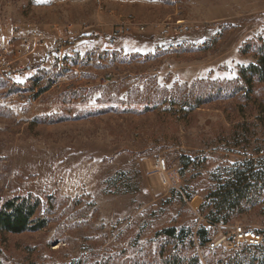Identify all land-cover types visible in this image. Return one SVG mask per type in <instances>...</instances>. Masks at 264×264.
Masks as SVG:
<instances>
[{"label": "rangeland", "instance_id": "1", "mask_svg": "<svg viewBox=\"0 0 264 264\" xmlns=\"http://www.w3.org/2000/svg\"><path fill=\"white\" fill-rule=\"evenodd\" d=\"M260 47L264 0H0V209L38 198L46 221L0 231V264H264V243L197 235L264 234L261 180L253 201L209 217L231 169L264 157V77L248 72Z\"/></svg>", "mask_w": 264, "mask_h": 264}, {"label": "trees", "instance_id": "2", "mask_svg": "<svg viewBox=\"0 0 264 264\" xmlns=\"http://www.w3.org/2000/svg\"><path fill=\"white\" fill-rule=\"evenodd\" d=\"M257 49L259 51L258 64L251 65L248 72L250 71L252 75H260L259 77L262 78L264 77V48ZM262 161H264V157L262 160H258L252 156L234 166L231 169V172H235L234 175L210 193L215 210H217V212L209 215L212 223L220 220L218 214H221L224 210H236L245 201L249 202V199L253 201L252 198L257 190L255 182L258 184V181H264V164ZM39 203L38 198L30 196H19L7 200L0 209V231L22 233L27 230L43 228L46 221L43 218L36 217ZM257 231L261 232V230ZM165 233L170 238L176 237L174 228L166 229ZM197 235L202 244L208 243L212 237L210 230L205 226L198 228ZM166 264H196V262L188 261V263H184L180 258L177 260L170 258Z\"/></svg>", "mask_w": 264, "mask_h": 264}, {"label": "built area", "instance_id": "3", "mask_svg": "<svg viewBox=\"0 0 264 264\" xmlns=\"http://www.w3.org/2000/svg\"><path fill=\"white\" fill-rule=\"evenodd\" d=\"M130 26H122L119 29V33L120 34H125L128 33L130 30ZM115 35L112 34L110 36H108L105 39L106 44H112L114 43V38ZM72 42L71 38L69 35L66 36H62L58 39L55 40V42L53 43V52H54V58L56 60V63L60 66L63 67V53H64V48L66 46H68V44ZM205 42H203L201 39H194L192 41V46L194 48H200L205 46ZM173 48H178L177 45H164L161 44L158 46V51H163L166 49H173ZM103 49V46L100 45H95L92 49V54H96L101 52ZM59 52V53H58ZM70 55H76L75 50H71L70 51ZM93 55L88 56V60L87 62L89 64H93L94 63V57ZM64 66H68L67 61L64 62ZM156 164L158 166V168L165 170L166 169V162L164 159L158 158L156 160ZM264 243V234L257 231V230H253L250 228L245 227L244 225H238L235 226V228L233 229L232 233H224L223 231H219L215 236H213L209 242H208V246L210 248H224V249H233V250H239L241 249L243 246H259L261 244Z\"/></svg>", "mask_w": 264, "mask_h": 264}, {"label": "snow or ice", "instance_id": "4", "mask_svg": "<svg viewBox=\"0 0 264 264\" xmlns=\"http://www.w3.org/2000/svg\"><path fill=\"white\" fill-rule=\"evenodd\" d=\"M41 2H44V0H37V3H41Z\"/></svg>", "mask_w": 264, "mask_h": 264}]
</instances>
